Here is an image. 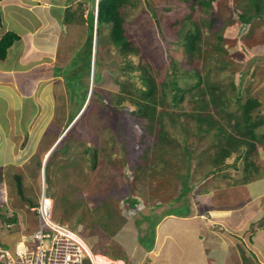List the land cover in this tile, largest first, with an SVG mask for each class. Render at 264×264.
Here are the masks:
<instances>
[{
    "label": "rangeland",
    "instance_id": "obj_1",
    "mask_svg": "<svg viewBox=\"0 0 264 264\" xmlns=\"http://www.w3.org/2000/svg\"><path fill=\"white\" fill-rule=\"evenodd\" d=\"M9 1L10 0H2V4ZM37 1L43 2V0ZM45 1L51 4L46 8L55 12L51 17L50 23L46 18L43 19L45 25L49 24L47 28H49V32H54L53 35L46 34L47 32H39L33 36L29 31H25V29L30 28L34 22H39V20L27 10H22V8H20L19 12L22 15H17L18 12H15L17 8L13 7V10L10 8L9 13V6L6 5L3 6L1 11L3 20L0 29L7 28L8 30L19 33L18 41H13L14 45L8 50L9 56L17 54L23 59L33 57L36 63L43 62V64H39L33 70L20 68L18 70L19 73L14 74L19 80V86L22 91L29 93L31 85L28 82L35 81V79L39 77H46L48 79L47 82L43 83L39 88V91H37L33 98L34 100L37 97L36 102L33 103L34 106H31V108L36 109L28 111L26 107H23V111L27 112L23 114L20 119L21 126H24L27 133L32 131L33 135H38L37 133H39V136L44 132H46V134L48 133L47 135L45 134V137L43 136L42 142L39 143L37 148H30L28 149V153L21 154L19 163L15 166L18 172L14 171V174H19L21 176L22 193L25 195L27 194L29 199L24 201V199L18 195L15 187L16 183L9 174L4 177L7 179L9 185L8 193L11 196L8 201L9 206H12V203H14L13 201H15L17 202L16 207L20 205L23 209L19 211L20 215L23 214L25 217L28 215L29 218H33L30 212L31 210L27 205H29L30 202L34 203L35 199L38 197L44 176V173L42 176L41 167L45 162V164L48 165V172L46 173V180L43 185L47 194L54 197L53 214L55 218L62 222L64 220L67 224L71 223L73 224L71 225L72 227L80 229V233L87 236L90 244L96 247V250L104 253L106 252L109 256H111L110 253H116L123 258L126 264H131L141 257H145V252H150L156 243H160L155 237L157 231L155 226L153 227V220H157L158 209L162 206L148 208L143 205L141 208L143 214H140V212L137 214L134 213L133 216L128 219V217H123L125 215L122 214L121 210V198L118 201V206L112 197L108 199L111 193L113 196L115 194L118 195L123 187H130L129 181L132 177L131 169L133 168V162L121 153V146L123 144L127 148H131L133 140L131 139V131L127 126L126 120L118 111L127 112L134 110L135 107L134 104L127 99L122 103V109L117 106L107 107L102 105L99 101H87V99H89V96H87L88 94L81 104H79V98L76 99L79 95L78 84L71 81L73 78L71 75L77 70V65H81V63H75L78 62L77 56H81L84 49L83 44L88 36L86 16L90 8V3L89 0H86L79 6L78 3L75 2L76 0H73L74 2L69 6L67 5L76 12H82V19H80L77 14V20H74L75 23H73V21L67 18L68 9L65 12L57 6V4H60L63 0ZM65 2H67V0ZM250 2V0H212L209 6H195L193 9H189L187 3L179 0H137L134 6L130 7L133 4L131 3L127 9H124L123 14L125 29L133 38L134 44L140 47L138 54H129L128 57L131 58L134 64H143L148 72L154 76L157 84L160 85L163 79L170 78L169 74L173 71V64L170 60L171 58H175L179 62V69L183 70L195 66L197 70L200 71L202 76L201 84L194 90L200 93L204 92L205 98L215 99L219 93L223 94L224 92L226 96V105L215 99L210 103L208 111H212L211 114L216 117L215 119L218 118V122L222 121L223 130H221L220 133L223 135V132H227V139L232 134L238 135L232 122H234L236 115L239 113L240 104L248 96L256 97L261 102L258 108L262 110L259 112H261L260 117L263 119V122L259 125L257 130L264 132V14H261V12H264V0H258L261 10L259 11V15L256 14V17H253L255 19L251 21V26L249 24V32H241L242 21L239 19L238 15L242 13L245 15H255L253 6ZM37 6L39 5H36V7ZM152 8L155 11L154 14L152 13ZM38 12H42V7L41 10L40 7H38ZM187 14L190 20L200 21L201 30L203 32L201 42L198 44L199 51L196 52L194 60L190 59L191 61H188L184 57L185 54L182 50L183 42L179 38L181 32H177L179 31V25L183 17ZM41 16L45 17L42 13ZM210 18H213L214 21H212L211 25H208L205 22ZM45 31H47V29ZM104 31V34H106L107 29H102V32ZM213 31H216V33L221 36L219 41L222 43V48H220V46H214L211 43L217 39ZM38 49H40V52ZM96 50L97 47L93 46L92 52L95 51V53L93 54L94 59L91 63V68L93 69L94 61L97 59L100 63L98 69L101 74V80L97 85H99L98 87H100L102 91V96L106 97L109 93L114 96L115 91L118 90V87L114 83V78L118 77L119 80L128 79V82L136 79L137 70L132 74L120 72V68L124 65L125 59L118 54L116 49L106 38H104V46H98L97 55ZM14 64H16V60L14 63L9 61L6 63V67L12 69L13 72L15 70ZM179 69L176 68V73L180 76V86L196 82L197 76L193 74H189L188 76L181 75ZM192 69L193 67L188 71H192ZM3 72L4 71L0 74L2 75ZM57 72H59L58 75H56ZM7 73L9 72L7 71ZM92 76L93 75H90L89 77V89L93 82ZM60 83L63 84L64 92H66L67 95H65V93H61L62 95L60 96L56 95L55 89L58 88L57 85ZM210 86H214V94H212ZM166 95V99L172 104L171 95L167 90ZM193 95V90L186 92L184 94V100L179 103L180 105L169 106L170 110L168 112H170L171 115L168 116L167 114H163L161 120L158 121L164 125V129L167 132L172 134V138L169 141L162 139L156 142L154 141L143 150L144 155L140 152L137 158L140 159L142 164L153 169V178H159L155 186L156 192L145 190L143 188L153 185L155 180L148 181L145 183V186H142L141 182L144 176L141 174L139 176L140 179L136 182L135 188L137 190H135L134 194L138 195L139 199H141V203L148 202V204H151L155 202V194H157V190L160 187L161 196H159L158 199L162 202L166 201V205H164L165 207L161 214L170 211L178 213V210L184 208V206L179 203H186L184 202L186 199L188 200L187 204H196L198 198H200L199 194L201 191L199 192V190H204L207 185L213 188L220 186L236 187L238 183L244 182L242 179L244 174L247 175L245 180L255 181L252 187H256V189L262 188L261 185L264 183V181L262 182V180H259L260 177H264V147L259 143H256L255 149L250 156L254 165L246 166V159L244 156H241L236 159V168H230L232 165H226L224 167L222 162L218 163L211 161L216 153L219 154V150H217V152L215 150L216 153L213 152L210 156L195 155L198 152L194 154L191 153V155L194 156H192V159L190 157L189 160L185 154L180 155L182 149L179 148L180 143L177 142V136L174 134V131L179 130L181 121L179 118L176 119L178 122L175 123L172 122L171 118L176 113H181L182 111L197 110L196 102H199V99L192 98ZM85 105H87L86 110H84ZM82 109L84 111L81 113ZM204 110L205 108L202 109V111ZM33 111H35V113ZM213 111H227L226 113L229 115V119L224 113H218L217 115V112ZM123 113V115H125V112ZM72 115L73 117L71 119ZM76 117L82 118L80 121L78 120V123L76 122L73 128V133L75 135H71L70 138L73 139V146L78 145V147L76 150L69 153V158L74 156L75 159L74 162L70 159L69 162L71 164L65 165V169H62V167H60V161L65 159L67 155L60 152H53V154L51 151H53L55 144L50 149L46 148V146L49 145L50 140L53 142L56 136L66 133ZM119 120L122 125L121 131L117 129ZM181 120L185 122L184 128L187 134L185 136L187 137L186 141L187 144L189 143L190 148L196 150L198 147H202L203 149L211 147V152L214 151L215 148L212 145H217L218 139L216 135H219L217 134V127H208L206 122H204L202 125H205L208 130H200V125L196 119H186L182 117ZM44 128L46 130L42 132ZM192 132L196 133L197 136L192 134ZM189 139L192 141H189ZM68 141L69 136H67L66 143H68ZM223 141L228 144L226 139H223ZM113 142H115V146ZM42 143H45V145L43 146ZM89 144L92 145L93 148L98 147V162L95 167H92L88 154L83 153L81 157L76 156L80 152V149L82 150V147ZM245 147L246 146L243 145V147L241 146L239 149H244ZM234 155L235 153L226 158L228 163L234 161ZM2 156L0 152V158H2ZM46 156H49L47 158L49 161L46 160ZM210 161L211 164H209ZM39 162L40 164H37ZM10 167L11 166H7V170H10ZM255 167L258 168V173L252 172L255 171ZM218 169L221 170L213 172ZM146 170L147 169L144 171L146 172ZM67 173H69V175H67ZM209 174H212V178L204 179L205 181L201 183L204 175ZM185 179L187 181L189 180L191 184V189L187 193L189 197L186 195L175 200L177 189L181 188L182 181L184 182ZM65 182H71L75 188V192L61 185L65 184ZM230 187H226L224 190L222 189V192L219 189H215L217 192H215L214 197H212V200L214 199V202H212L213 205L237 210L242 208V205L245 203V206H247L249 200L242 204L243 201L241 198H237V195H232L233 188ZM52 190H54L55 193ZM242 190L244 189L242 188ZM242 190H240L239 193H241ZM246 190L250 192V187L246 188ZM181 192L182 189L180 190V193ZM142 193H146L147 195H142ZM116 195L115 197H117ZM73 199H75L73 204H79L81 206L76 209H71L70 207ZM102 199H107V201H102ZM172 200L174 204L178 203V205L173 206L172 203H170ZM256 202L259 204L263 203L264 194L258 196ZM25 203L27 205H25ZM0 204H2V201H0ZM67 211L69 213H67ZM72 212L80 214L74 215ZM81 213L83 214L81 215ZM228 213L229 216L231 212ZM120 214L124 219L116 226L118 215ZM205 215V222L210 220L213 224H218V227H223L225 225V223H222L223 221L221 222L210 213H206ZM76 216L80 219H76ZM77 220L80 221L75 223ZM242 220L241 214L236 213L233 222L234 227L236 228L240 223L242 224ZM246 223L247 222L242 224L244 227L240 225L239 228H236L237 233H234V236L236 234V236H239L240 240L244 238V242L242 243L245 245L247 243V235L249 232H253V229L244 230L247 227ZM77 224L80 225L79 228H77ZM209 225L211 224L209 223ZM250 228H252V226H250ZM14 237L18 238V234L15 236L10 235L9 239L14 240ZM205 239L208 240V237L205 236ZM150 242H152L151 245ZM211 242L218 244L216 241ZM146 244L150 245V247H146ZM180 244L181 242L178 239L173 238V240L166 245L165 251L168 253L169 257L165 264H175L177 262V257L179 255L177 247L183 246ZM209 245L210 241L206 242L207 249ZM3 246H8L13 249L8 242L4 243ZM237 246L240 253L243 252V254H245L246 251H244L241 244L237 243ZM152 254L153 253H150V255ZM156 257L160 258L161 254H158ZM151 258L152 256L149 259L151 260ZM115 262L118 263L117 261ZM242 262L244 264H252L253 260H249V258L248 260H244L242 258ZM120 264H122V262H120Z\"/></svg>",
    "mask_w": 264,
    "mask_h": 264
},
{
    "label": "trees",
    "instance_id": "obj_2",
    "mask_svg": "<svg viewBox=\"0 0 264 264\" xmlns=\"http://www.w3.org/2000/svg\"><path fill=\"white\" fill-rule=\"evenodd\" d=\"M86 0H76L75 2L78 3L79 6L82 5ZM181 2H185L188 4L189 9H193L195 6H209L211 5L212 0H179ZM250 4L253 6L254 14L255 15H245V14H239L238 17L242 21V27L241 32H249L251 21L256 17V14L259 15L260 9V3L258 0H250ZM74 2L73 0H67V4H71ZM137 2V0H89L90 8L88 10L86 20L88 23V36L85 40V43L83 44V51L81 53V56H77L78 62L75 64L81 63V65H77V70L74 71L71 75L73 77L71 81L78 84V90L79 95L76 97V99L79 98V104L85 99V96L89 94L90 101H99L102 105L107 107H113L117 106L118 108L122 109V103L124 100H128L132 104H134L135 109L130 111H118L120 115L126 120L127 126L129 130L131 131V139L132 146L131 148H127L125 145L122 144L121 146V153L125 155L130 161L133 162V168L131 169L132 177L129 181L130 187L127 188V186L123 187L121 189V192L113 196L111 193V197L116 201V204L118 206V201L121 198V207H122V214L124 218H127L129 216L130 212L143 214V212L140 211L137 202L139 201V197L135 193L136 182H138L139 176L142 174L144 177L142 178V186H145V183L151 180H155L153 185L148 186L147 188L144 187L145 190H152L156 192L155 186L157 185V179L159 177L153 178L152 175L154 174V171L149 166L142 164L140 162V159H137L140 155V152L142 155H144L143 150L146 149V146H149L154 141L157 140H166L169 141L172 137V134L167 132L164 129V125L159 123L158 121L161 120V117L163 114H167L170 116V112H168L169 106H178V104L184 100V94L189 91H194V95L192 98L199 99V102H196L197 110H188V111H182L181 113H176L172 118V122L177 123L178 121L176 119L180 118V128L177 131H174V134L177 136V142H179V148L182 149V153L180 152V155H186L187 159L189 160L193 158L191 153L198 152L195 155H204V156H210L213 152H217L219 150V154L216 153L214 155L213 160L214 162H222L224 166L226 165H232L236 167V159L238 157L244 156L246 159L245 165H254L253 161H251L250 156L252 154V151L255 149L256 143H259L264 147V132L258 131L259 125L262 124L263 119H261V108H258L261 105V102L256 97L248 96L246 99L240 104L239 106V113L236 115V118L234 122H232L233 126L235 127V131L238 133V135H230V137L227 139V132H223L222 135L220 132L223 130V123L222 121L218 122V118L211 114L212 111H208L210 108V103L213 102L215 99H217L222 104L226 105V96L222 93H219L218 96L214 98L208 99L205 98L204 92H199L197 90H194L195 88H198L201 84V73L195 66H192V71L190 70L192 67H189L188 69H179V62L175 58H171L170 62L173 64V71H171V74H169L170 78H165L160 82V85L155 82V78L152 74L148 72V70L145 68L143 64H134L131 60L129 54H138V50L140 49L139 46L134 44L133 38L130 36V34L127 32V30L124 27V9H127L131 3H133L130 7L134 6V4ZM96 8V11H95ZM68 9V15L67 18L74 22V20H77L76 16L78 14L79 18L82 19V12H76L75 10H72L70 7H67L65 9ZM152 13L154 14L155 11L152 8ZM261 14H264V12H261ZM260 14V15H261ZM67 19V20H68ZM96 19V27H95V36L93 38L94 33V20ZM213 18H210L205 23L208 25H211ZM187 22V23H186ZM0 23H1V17H0ZM186 24V27H185ZM250 24V26H249ZM249 26V28H248ZM185 27V28H184ZM102 29H107L106 34L105 31L102 32ZM183 29V30H182ZM181 34L179 35V38L183 42L182 50L184 52V57L188 61H191L190 59L194 60V56L196 55V52L199 51V43L201 42V38L203 36V32L201 30L200 21L198 20H190L189 15H185L179 25V31ZM213 33L216 35L217 39L216 41L211 42L214 46H220L222 48V43L219 41L221 36L216 33V31H213ZM19 38V35L14 31H6L4 32L0 37V59H4L7 53V49L11 46L13 41L17 40ZM104 38H106L111 45L116 49L118 54L125 59L124 65L120 68V72H126L128 74L136 72V79L134 81L128 82V79L119 80L118 77L114 78V83L118 87L117 91H115L114 96L109 93L106 95V97L102 96V91L100 90L99 85L97 83L101 80V74L99 72V61L96 59L93 64V69L91 68V63L93 61L92 58V45L93 41H95V47H97L96 55L98 53V46H104ZM177 42V41H176ZM175 42V43H176ZM179 42V40H178ZM176 68L179 69V72L181 75L188 76L189 74H193L197 76V80L193 84L180 86L179 84V74L176 73ZM184 68V67H183ZM92 76V86L90 88L89 93V77ZM85 84V85H84ZM97 85V86H96ZM210 90L213 93L214 86H210ZM170 93L173 103H169L168 99H166V90ZM112 95V96H111ZM225 97V99H224ZM106 98V99H105ZM225 100V101H224ZM180 105V104H179ZM86 106L84 110H86ZM205 108L204 111L202 109ZM207 109V110H206ZM83 110V111H84ZM82 111V112H83ZM125 112V115H123ZM163 112V113H162ZM218 113H224L227 117V111H213ZM73 115L71 116L72 119ZM184 117L186 119L188 118H194L197 120L198 124L200 125V130H208L207 127L203 126L204 122H206L208 127L215 126L217 127L218 131L216 135L217 136V145H212L215 149L211 152V147H206L203 149L202 147H198V149H192L190 148L189 143L187 144V135L185 133L184 123L181 118ZM82 118V117H81ZM81 118H77L73 124L69 127L66 133L63 134L60 141L56 145V147L51 151L52 153H63L67 155V159H63L60 161V167L62 169H65V165L71 164L69 162L70 159L73 160L75 157L71 156L69 158V153L73 152V150H76L78 145L73 146V139H71V135L73 136V128L76 125V122L78 123V120L80 121ZM70 119V120H71ZM117 119V118H115ZM229 119V117H228ZM69 120V121H70ZM68 121V122H69ZM198 125V126H199ZM202 125V126H201ZM232 126V125H231ZM122 128L121 122L119 120V123L117 124V129L120 130ZM121 131V130H120ZM191 134V133H190ZM192 134L196 135V133L192 132ZM75 135V134H74ZM227 135V136H226ZM67 136H69V141L66 143ZM227 140L228 144L223 141V139ZM189 141H192L189 139ZM168 143V142H167ZM113 145L115 146V142H113ZM189 145V146H188ZM193 145V144H192ZM195 145V144H194ZM246 146L244 149H239L241 146ZM97 152L98 147L93 148L92 145H86L82 147V150L80 149V152L76 156H80L83 153L88 154L89 161L92 163V167H95L97 164ZM53 153V154H54ZM234 161L231 163L228 161L226 162V158L229 157L231 154H234ZM202 157V156H199ZM196 158V157H195ZM49 161V159L47 160ZM210 161V162H211ZM72 162V163H73ZM40 164V162H39ZM69 167V166H68ZM147 167V168H146ZM48 165L45 164L46 173ZM145 169L146 172L144 171ZM256 170V167L254 168ZM69 175V173H67ZM127 177V175H126ZM13 181L16 190L18 192V195L26 201L29 199L25 194L22 193V180L21 176L19 174H14ZM128 184V185H129ZM64 188L70 189L73 192H75V188L71 182H65V184H61ZM137 187V186H136ZM160 187L157 190V194H155V202L148 204L143 202L144 206L153 207V206H160V205H166V201L162 202L158 199L159 196H161L160 193ZM182 189V192L180 193V190ZM191 189V185L189 183V180L182 181L181 188L177 189L175 200H178L182 196H186L189 190ZM167 190V189H166ZM164 190V191H166ZM179 190V191H178ZM54 193L55 191L52 190ZM138 192V191H137ZM47 194V192H46ZM178 194V196H177ZM48 196L52 197L51 195L47 194ZM142 195H147L146 193H142ZM147 197V196H146ZM154 197V195H153ZM54 198V197H52ZM107 199H102V201ZM109 201V200H108ZM114 201V203H115ZM12 206L14 207L13 211H8L3 206H5V203L0 204V229H5L4 232L6 236H2L0 233V247L6 250L11 251L12 253H15L14 248L18 240L21 238L22 234H27V232L22 233L18 238L14 237L13 239H9V236H15L14 233L21 232V228L19 226V219L22 218V215L19 214L20 210H23L22 207L19 205L16 207L17 202L13 201ZM75 202V199H73L71 209H76L77 207H80L79 204H73ZM186 203H179L180 205H183L184 208L181 210H178L179 215H185L187 212V206H188V200L184 201ZM172 205H178L174 204V201H170ZM33 202H30L29 206H32ZM85 204V203H84ZM83 204V206H84ZM22 205V204H21ZM85 207V206H84ZM85 209V208H83ZM164 210V208H163ZM30 211V210H29ZM124 211V213H123ZM167 211V210H166ZM33 215V212L30 211ZM117 212V211H116ZM173 212V211H170ZM67 213H69L67 211ZM74 215H79L80 213L72 212ZM168 213V212H167ZM177 213V212H175ZM83 213H81L82 215ZM119 214V211H118ZM146 217L145 215H143ZM122 215H118V222L116 223V226L123 221ZM76 219H80L76 216ZM80 220H77L75 223H77ZM64 222V220H63ZM70 226L73 225L69 223ZM68 224V225H69ZM82 224V223H81ZM77 228L80 227V225H76ZM72 227V226H71ZM74 228V227H73ZM76 229V228H74ZM142 240V238H141ZM8 242L10 245L13 242V245L11 247L3 246L4 243ZM147 245V244H146ZM111 256L114 258H120L119 255L116 253H111ZM0 262H2L0 260Z\"/></svg>",
    "mask_w": 264,
    "mask_h": 264
},
{
    "label": "crops",
    "instance_id": "obj_3",
    "mask_svg": "<svg viewBox=\"0 0 264 264\" xmlns=\"http://www.w3.org/2000/svg\"><path fill=\"white\" fill-rule=\"evenodd\" d=\"M65 1L66 0H63L60 4H57V6L64 11L69 6V4ZM6 5L9 6V13L10 8H12V10L17 8V11H15L18 12L17 15H22L19 12V9L22 8V10L31 12L35 18L39 20L38 23L34 22L30 28L25 29V31H29L31 35L35 36L39 32H47L46 34L52 35L54 34V32H49V28H47L49 24L45 25L43 23V19L45 18L50 23L51 17L53 16V13H55L46 8L51 5L49 2L45 0H43V2L37 0H10L9 2L2 4V0H0V26L2 25L3 20V14L1 11L3 6ZM36 5L39 6L36 7ZM38 7H40V10L42 7L41 13L42 15H45V17H42L41 13L38 12ZM46 9L47 11L45 12ZM46 29L47 31H45ZM6 31L10 30L7 28L0 29V37ZM16 33L19 34L18 32ZM12 45H14V43H12ZM9 48L7 49L5 58L0 59V73L4 71L2 75L0 74V152L1 155H3L2 158H0V178L2 179L9 174L13 177L14 171L18 172L15 166L19 163L21 154L28 153V149L30 148H37L39 143L42 142L43 136L45 137L46 134V132H44L46 130L45 128L43 129L42 132L44 133L41 136H39V133H37L38 135H33L30 130V132L27 133L24 126H21L20 119L21 116L27 112L23 111V107H26L28 111L36 109L31 108V106H34L33 103L36 102L37 97L34 100L33 98L37 91H39V88L43 85V83L47 82L48 79L46 77H39L35 79V81H23L28 82L31 85V90L27 93L22 91L19 86V80L14 76V74L19 73L18 70L20 68L33 70L39 64H43V62L36 63L33 57L23 59L17 54L9 56ZM39 50L40 49H38V51ZM15 60V70L13 69L14 71L12 72V69L6 67V63L9 61L14 63ZM7 71L9 73H7ZM58 74L59 72L56 73V75ZM57 86L58 88L55 87L56 95L60 96L64 93L67 95V93L64 92L63 84L60 83ZM47 98L51 99L49 97ZM33 112L35 113V111ZM60 135L56 136L53 142L50 140L49 145L46 146V148L50 149L60 138ZM42 144L43 146L45 145V143ZM7 166H11V171L7 170ZM246 177L243 176L242 179L244 182L238 183L236 187L220 186L213 188L207 185L204 190H199L201 193L199 194L200 198H198V202L196 204H188L185 215H179L180 213L175 212H164L161 214L165 206H160L157 214L159 218L157 217V220H155V229L157 231L155 237L160 243H156L150 252H145V257H141L139 260L131 264H165L169 257L168 253L165 251V247L171 240H173V238L178 239L181 242L180 245H183L181 247H177L179 255L175 264H244L242 262V258L244 260H248V258L249 260H253L252 264H264V202L260 204L256 202L257 197L264 194V183L261 185L262 188L256 189V187H252L255 181H249L248 179L245 180ZM208 178H212V175L208 176L206 179ZM259 180H262L263 182L264 177H260ZM204 181L201 180V183ZM0 185L3 186V191L8 192L9 185L6 178L2 180ZM226 187L233 188L232 195H237V198H241L243 201L242 204L249 200L247 206H245L246 203L243 205L241 204L242 208L237 210L234 208L216 207L217 205H213L212 202H214V199L212 200V197H214V193L217 192L215 189H219L222 192V189L224 190ZM248 187H250V192L246 190ZM242 188L244 190H242ZM240 190H242L241 193H239ZM8 195L7 203L4 208L8 209L10 212L14 210V207L9 206L8 201L11 196L9 193ZM187 197H189L188 194ZM228 212H231L230 215L232 216H228ZM206 213H210L221 222L223 221L222 223H225V225L223 227L210 226L209 220L207 222L204 220ZM236 213L241 214L243 218L242 224L247 222V227L244 230L253 229V232L251 231L247 235L246 245L242 243L244 242V238L240 240L239 236H236V234L234 236V233H237L236 228H239L240 225L244 227L241 223L236 228L234 227L233 222L235 220ZM32 216L33 218H29L28 215L25 217L22 214V218L20 217L18 220L22 231L16 233L18 236L24 232L30 233L32 228L35 227V217L34 215ZM250 226H252V228H250ZM4 230L5 229H0V233L2 234L1 236L5 237L6 234ZM16 234L14 233L13 235ZM205 236L208 237V240L205 239ZM209 241L210 245L207 249L206 242ZM211 241H216L218 244ZM237 243L241 244L244 251H246L245 254H243V252L240 253ZM11 245H13V242ZM150 253L153 254L150 255ZM158 254H161L160 258L156 257ZM151 256L152 258L150 260L149 258ZM115 261L118 262L117 264H120V262H122V264H126V262L121 258L115 259Z\"/></svg>",
    "mask_w": 264,
    "mask_h": 264
},
{
    "label": "built area",
    "instance_id": "obj_4",
    "mask_svg": "<svg viewBox=\"0 0 264 264\" xmlns=\"http://www.w3.org/2000/svg\"><path fill=\"white\" fill-rule=\"evenodd\" d=\"M41 198L44 203L41 200L35 207V230L22 236L16 243L15 253L0 247V264H85V254H90L81 236L55 221L51 217L50 204Z\"/></svg>",
    "mask_w": 264,
    "mask_h": 264
},
{
    "label": "clouds",
    "instance_id": "obj_5",
    "mask_svg": "<svg viewBox=\"0 0 264 264\" xmlns=\"http://www.w3.org/2000/svg\"><path fill=\"white\" fill-rule=\"evenodd\" d=\"M97 1V0H96ZM95 11H96V8H95ZM95 27H96V19L94 20V33H93V38H94V36H95V33H96V31H95ZM12 45V44H11ZM93 46L95 47V41H93V45H92V48H93ZM95 53V51H93L92 52V58L94 59V54ZM89 93H90V89H89ZM87 96H89V94L87 95ZM88 101V100H87ZM82 111H83V109H82ZM82 111H81V113H82ZM78 117H76V119H77ZM75 119V120H76ZM74 120V121H75ZM68 124H69V122H68ZM67 124V125H68ZM63 134L64 133H62L61 135H60V137L61 136H63ZM61 139V138H60ZM60 139H58L56 142H55V146L58 144V142L60 141ZM55 148V147H54ZM49 156H46V160H47V158H48ZM37 164H39V163H37ZM209 164H211V162L209 163ZM225 167V166H224ZM223 167V168H224ZM230 168H236V167H234V166H231ZM222 169V168H221ZM41 170H42V176H43V173H44V176H43V184H45V180H46V169H45V162H44V164L42 165V167H41ZM220 169H218V170H214L213 172H215V171H219ZM258 170V168H256V170L255 171H252V172H258L257 171ZM210 175H212V174H209V175H204V177L202 178V180L204 181V179H206L208 176H210ZM244 176L246 177V174H244ZM247 178V177H246ZM4 179V178H3ZM2 178H0V183L2 182V180H3ZM41 185V188H40V192H39V194H38V197L35 199V202L32 204V206H29V205H27L26 203V205L28 206V208L33 212V215H34V217H35V221H36V225H35V227L34 228H32V230H31V232L30 233H27V234H22L21 235V238L19 239V240H21L22 239V236L23 235H30L34 230H35V228H36V226H37V212H36V208L35 207H37L38 205H39V203H40V201L42 200V203H44V201H43V199L41 198V197H44V200L47 202V203H49L50 204V209H51V217L55 220V221H57V222H59V223H61V224H64V225H66L67 227H69V228H71V229H73L75 232H77L80 236H81V238H82V240L84 241V243H85V245H86V247H87V250H88V253L90 254V256H88V254H85L86 255V263L87 264H91V260L93 261V263L95 264V262H94V258H93V256L95 255V254H101V255H104V256H107L108 258H111V259H119V258H114V257H111V256H109V254L108 253H104V252H101V251H98V250H96V247H93L91 244H90V241H89V239H87V236L86 235H84V234H82V233H80L81 232V230L80 229H74L73 227H71V226H69L67 223H65L66 221H64V222H62V221H59V220H57V218H55V216H54V214H53V209H54V198H52V197H50V196H48L47 194H46V189L44 188V185ZM3 186H1L0 185V201H2V203H7V198H8V192H5V191H3ZM50 195V194H49ZM26 196H27V194H26ZM28 197V196H27ZM140 200L141 199H139V201L137 202V205H138V207H139V209H140V211H141V208H142V206H143V203H141L140 202ZM4 207V206H3ZM8 210V209H7ZM133 214H134V212H130L129 213V216H128V219H130L132 216H133ZM135 214H137V212L135 213ZM157 218V217H156ZM159 218V217H158ZM156 220V219H155ZM155 220H153L154 221V223H153V227L155 226ZM209 223L211 224L210 226H212V227H215V226H217L218 227V224H213V222L212 221H210L209 220ZM18 240V241H19ZM151 243L152 242H150V245H151ZM150 245H145L146 247H150ZM16 246V245H15ZM14 251H15V248H14ZM11 252V251H10ZM110 255H111V253H110ZM91 258V259H90ZM120 258L121 259H123L121 256H120ZM85 263V264H86Z\"/></svg>",
    "mask_w": 264,
    "mask_h": 264
},
{
    "label": "bare ground",
    "instance_id": "obj_6",
    "mask_svg": "<svg viewBox=\"0 0 264 264\" xmlns=\"http://www.w3.org/2000/svg\"><path fill=\"white\" fill-rule=\"evenodd\" d=\"M95 264H117L115 259L108 258L101 254H95L93 256Z\"/></svg>",
    "mask_w": 264,
    "mask_h": 264
}]
</instances>
